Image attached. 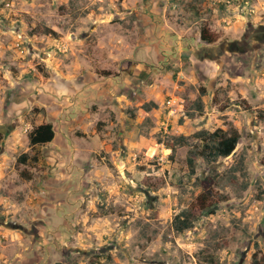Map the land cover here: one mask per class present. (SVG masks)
I'll list each match as a JSON object with an SVG mask.
<instances>
[{
	"label": "rangeland",
	"instance_id": "374dc122",
	"mask_svg": "<svg viewBox=\"0 0 264 264\" xmlns=\"http://www.w3.org/2000/svg\"><path fill=\"white\" fill-rule=\"evenodd\" d=\"M42 123L55 139L33 149L28 133ZM231 127L236 150L195 157L192 174L195 135ZM204 180L210 207L175 231ZM255 254L264 0H0V264H253Z\"/></svg>",
	"mask_w": 264,
	"mask_h": 264
},
{
	"label": "trees",
	"instance_id": "16d2710c",
	"mask_svg": "<svg viewBox=\"0 0 264 264\" xmlns=\"http://www.w3.org/2000/svg\"><path fill=\"white\" fill-rule=\"evenodd\" d=\"M52 31L48 28H44L43 33L49 34ZM201 40L207 43H213L214 40L208 35L207 31L203 29L201 31ZM197 103L199 108H202L201 98L198 99ZM151 106L156 107L155 103ZM56 132L54 126L51 123H42L34 126L33 129L28 133V140L31 148L43 146L52 143L55 139ZM195 138L202 142V146L194 152V156L188 159L190 172L195 174V157H201L208 163H213L219 158L229 157L237 148L240 141V133L237 128L231 127L227 130L218 129L213 133L208 131H200L195 135ZM183 140V139H182ZM28 154H23L18 162L19 165H26L30 161ZM32 161L39 162V158L35 155ZM25 173L22 172V176ZM211 179H208L207 183H210ZM205 190L197 197L196 201L192 203L189 209L181 211L173 221V228L175 231L182 233L194 227L197 219L202 216L207 208L210 207L213 196L210 190V186L203 181ZM214 262V261H213ZM253 264H264V255L258 257L254 255Z\"/></svg>",
	"mask_w": 264,
	"mask_h": 264
},
{
	"label": "built area",
	"instance_id": "2783aa9c",
	"mask_svg": "<svg viewBox=\"0 0 264 264\" xmlns=\"http://www.w3.org/2000/svg\"><path fill=\"white\" fill-rule=\"evenodd\" d=\"M169 105H174L173 100L169 101ZM173 110V109H172ZM175 112V110H173Z\"/></svg>",
	"mask_w": 264,
	"mask_h": 264
},
{
	"label": "water",
	"instance_id": "95a60500",
	"mask_svg": "<svg viewBox=\"0 0 264 264\" xmlns=\"http://www.w3.org/2000/svg\"><path fill=\"white\" fill-rule=\"evenodd\" d=\"M151 80V77L148 79V81H150Z\"/></svg>",
	"mask_w": 264,
	"mask_h": 264
}]
</instances>
